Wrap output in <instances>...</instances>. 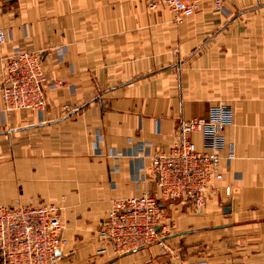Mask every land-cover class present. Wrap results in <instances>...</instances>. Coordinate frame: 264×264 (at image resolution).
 <instances>
[{"label": "crops", "instance_id": "0c3cea01", "mask_svg": "<svg viewBox=\"0 0 264 264\" xmlns=\"http://www.w3.org/2000/svg\"><path fill=\"white\" fill-rule=\"evenodd\" d=\"M224 6L208 1L178 23L145 0H0L10 36L0 42V83L15 48L39 52L59 82L45 88L43 117L7 110L0 94V206H62L61 264H264V0ZM218 102L235 117L222 161L231 196L167 206L174 227L163 244L106 246L98 232L113 200L157 188L149 171L142 179L135 146L167 148L181 121ZM221 249L223 261L206 253Z\"/></svg>", "mask_w": 264, "mask_h": 264}, {"label": "built area", "instance_id": "2783aa9c", "mask_svg": "<svg viewBox=\"0 0 264 264\" xmlns=\"http://www.w3.org/2000/svg\"><path fill=\"white\" fill-rule=\"evenodd\" d=\"M149 8L167 6L178 23L192 16L204 3L212 1L218 12H226L224 0H145ZM0 29V42L6 41ZM50 82L41 54L15 48L5 64L0 94L7 110H31L42 117L47 108L45 88ZM70 109V105H65ZM232 105L213 104L208 116L180 122L177 139L167 148H155L153 142L137 144L142 179L148 171L156 183L154 192L116 198L99 228V238L120 253L160 242L167 235L165 204L180 200L194 208H204L215 198H229L232 188L224 184L222 161L227 149L224 130L234 123ZM200 136L198 142L195 138ZM117 157L118 154H115ZM150 158L147 167L144 158ZM69 243L64 234L62 208L55 203L0 206V264H59ZM105 250V248H103ZM60 251L61 254H58ZM183 264H208L204 261Z\"/></svg>", "mask_w": 264, "mask_h": 264}, {"label": "rangeland", "instance_id": "374dc122", "mask_svg": "<svg viewBox=\"0 0 264 264\" xmlns=\"http://www.w3.org/2000/svg\"><path fill=\"white\" fill-rule=\"evenodd\" d=\"M179 202H181L180 200H176V201H169V202H166V204H165V208H164V211H165V215H166V222L168 223V227H167V232H166V234H169L171 231H173V223L171 222V221H169V216H170V213L167 211V209H166V207L167 206H170L171 204H176V203H179ZM61 208H62V206H60ZM202 249V248H201ZM202 252H204L205 250H201ZM184 254H185V256H193V255H198L199 253L196 251H190V250H187V249H185L184 250V252H183ZM206 253H207V255L211 258V260H217V259H219L220 257H222L223 256V251H222V249L221 250H211V251H206ZM203 254V253H202ZM219 260H221V261H223L224 260V258H221V259H219ZM204 262H206V263H208L206 260H204ZM59 264H61V261H60V263Z\"/></svg>", "mask_w": 264, "mask_h": 264}, {"label": "water", "instance_id": "95a60500", "mask_svg": "<svg viewBox=\"0 0 264 264\" xmlns=\"http://www.w3.org/2000/svg\"><path fill=\"white\" fill-rule=\"evenodd\" d=\"M177 201H178V200H177ZM224 210H225V211H230V205L228 204V205L225 207ZM57 253H58V254H61L60 251H57Z\"/></svg>", "mask_w": 264, "mask_h": 264}]
</instances>
